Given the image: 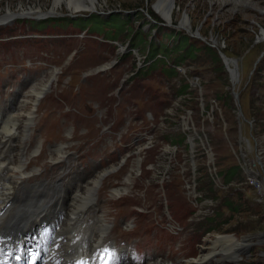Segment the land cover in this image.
Wrapping results in <instances>:
<instances>
[{"label":"rangeland","instance_id":"374dc122","mask_svg":"<svg viewBox=\"0 0 264 264\" xmlns=\"http://www.w3.org/2000/svg\"><path fill=\"white\" fill-rule=\"evenodd\" d=\"M57 1L0 0V16L7 10L20 13L28 8L49 13ZM71 1L62 0L55 14H18L1 21L0 28L12 26L15 34L34 33L35 25L26 20L41 23L60 16L99 17L103 26L99 34L108 43L101 45L98 33L83 34L81 28L60 30L80 33V37L58 49L59 56L52 61L55 72L41 80L48 84L39 97L50 82V89L55 88L57 94L95 90L91 102L76 106L79 115H93L88 123L94 124L76 134L65 131L64 135L70 136L60 138L58 146L75 150L81 143L98 140L96 156L109 148V154L116 157L113 165H102L99 158L88 179L117 169L120 158L128 156L126 172L105 180L97 192L99 206H94L95 213L99 208L113 212L107 221L116 223L111 235L118 239L119 247L138 239L145 243L142 251L150 257L161 255L162 242L169 240L155 222L171 217L178 222L181 236L175 264L195 263L206 252L205 240L213 246L219 238L227 242L215 243L210 249L218 255L199 264H264V39L260 37L264 0H239L249 3L244 8L238 3L233 11L218 9L208 0H173L170 22L158 15L154 7L158 0H98L94 11L80 12L73 11L79 5ZM133 1H139V7H132ZM110 2L117 5L111 7ZM184 14L190 17V30L180 26ZM111 25L117 28L115 36L109 35ZM175 34L202 51L185 62L183 71L170 76L162 63L148 68V45L170 47L174 41L170 35ZM87 35L96 37L98 49L87 47L79 54L80 62L73 63L69 57L78 45L87 46ZM109 64L99 74L98 67ZM230 69L236 70L234 85ZM183 86H187L185 91ZM34 104L28 105L29 111ZM118 119L119 133L128 134L122 135V141H132L140 133L148 134L150 140H140L131 150L119 152V134L109 137L104 133L110 122ZM87 146L91 154L93 143ZM136 169L142 173L140 180H135ZM130 170L133 172L127 177ZM114 183L120 197H129L126 201L113 204L116 197L110 193ZM133 207L146 218L141 221L138 213L134 231L124 234L122 223L135 219ZM222 255L228 259L222 260Z\"/></svg>","mask_w":264,"mask_h":264},{"label":"bare ground","instance_id":"6f19581e","mask_svg":"<svg viewBox=\"0 0 264 264\" xmlns=\"http://www.w3.org/2000/svg\"><path fill=\"white\" fill-rule=\"evenodd\" d=\"M208 1L211 5H215L216 7H218V9L231 10V11H233L235 9V7L237 6L238 3H239V6L241 8H244L249 3V1H239V0H237L239 2H236V1L232 2L231 0H208ZM61 2H62V0H58L57 2H55L54 6L50 9L49 13L55 14L58 11V7H59V4ZM69 2L73 3L74 1L69 0ZM76 3L79 6L75 9H73L74 12H80L81 10L94 11L96 9L97 5L99 4L98 0H76ZM154 7H155L158 15H160L167 22H170V20L172 19V15L174 13V7H175L173 0H158V2L155 4ZM21 11L22 12L17 13V12L7 10L6 13H4L2 16H0V22L1 21H8L11 18L19 16V15H28V16L29 15H35V14H37V16H43V15H47V14L49 15V13H43L42 10H40L38 8H37V10H34L32 8H28V9L21 10ZM22 13H25V14H22ZM180 26L184 29H187V30L191 29L190 28V17L188 14H184V16L180 22ZM260 37L262 39H264V28L260 30ZM212 43L215 44V41L212 40ZM224 62H225V64H227L226 59H224ZM229 72L231 74L232 84L234 85V84H236V81H237L236 70L230 69ZM46 84H48V82ZM46 84H45V82L39 83L37 86H34L32 88V90L27 93V95H26V97H25V99L22 102V105L20 107V111L22 109V110H24V112H22V113L20 111L17 112L13 118V122L21 124V127L19 129V133H20L21 137H23L24 133H25L24 132L25 129L23 130V127H24V125H26L29 122L30 116H31V113L28 110L29 109L28 105H32L33 103L36 102V99L42 94V91L46 87ZM64 148H66V147H64V145H60L57 147L56 151L58 152L59 150L64 149ZM15 154L17 156L16 165L18 166L19 169H21L22 167H24L28 158L23 157V159H21V156L19 155L20 153L18 150L16 151ZM95 184H96L95 180L92 181L90 184H88L87 187L82 192V195L84 197L90 195L91 194L90 189H92L95 186ZM104 226H105L104 222H102L101 220L96 221V227L100 233L103 232ZM76 234L79 235V232L77 230H76ZM100 238H101V234L98 236V238L93 239L91 241V244L97 242V240ZM226 240L227 239L219 238L218 240L216 239L215 243H224V242H227ZM211 242L212 241L207 242V240H205V243L207 245V247H206L207 253L206 252L202 253V255H200V257L197 259V261H195V263H194V261L193 262H187V263L188 264H197V263L199 264V263H202L203 261L207 260L208 258H211L210 256L218 255V253L210 251L211 248H214L216 246L215 243H212L213 246H211ZM67 247H68V244H67ZM222 254L224 255L226 253H222ZM223 255L221 256L222 260L228 259V257L226 255L225 256H223Z\"/></svg>","mask_w":264,"mask_h":264},{"label":"trees","instance_id":"16d2710c","mask_svg":"<svg viewBox=\"0 0 264 264\" xmlns=\"http://www.w3.org/2000/svg\"><path fill=\"white\" fill-rule=\"evenodd\" d=\"M132 7L136 8L139 7V1H133L130 2ZM116 4V2H110V6L114 7ZM93 29L99 30V23H96V25L93 26ZM173 37L175 38L174 41V46L170 49L166 46H163L162 50H161V54L164 57V59L167 57L170 60H175L174 63L181 61L184 62L185 60H194L197 56V54L202 51L201 48H197L192 44H189L187 39L185 37H181L180 35H173ZM156 48H152V51H150V57H156V55L153 53V51H155ZM167 72L170 73L172 72V69H167ZM187 86L183 87V90L186 88Z\"/></svg>","mask_w":264,"mask_h":264},{"label":"water","instance_id":"95a60500","mask_svg":"<svg viewBox=\"0 0 264 264\" xmlns=\"http://www.w3.org/2000/svg\"><path fill=\"white\" fill-rule=\"evenodd\" d=\"M226 59V58H225ZM229 60V59H228Z\"/></svg>","mask_w":264,"mask_h":264}]
</instances>
